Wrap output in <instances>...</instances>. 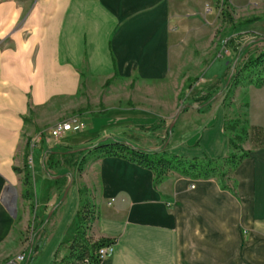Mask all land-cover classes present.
<instances>
[{"label":"crops","instance_id":"crops-1","mask_svg":"<svg viewBox=\"0 0 264 264\" xmlns=\"http://www.w3.org/2000/svg\"><path fill=\"white\" fill-rule=\"evenodd\" d=\"M211 1L0 0V242L12 235L15 215L8 207L15 188L22 190L15 168L22 166L26 137L37 131L32 157L38 173L47 176L42 158L59 145L41 133L74 109L81 78H162L175 37L169 29L172 14L188 15ZM241 29L236 33L256 35L253 28ZM240 96L247 99L248 124L264 127V83L236 87L234 99ZM216 114L193 120L194 127L171 145L169 139L165 150L182 157L226 155L229 134L223 113ZM84 119L91 133L76 141H67V135L61 144L79 146L103 137L94 131L92 118ZM243 148L249 153L231 172L233 191L221 188L217 177L168 172L155 183L149 169L125 158H90L72 179L65 175L71 183L64 197L57 180L42 188L38 200L34 194L38 223L55 209L30 261L2 255L0 264H54L63 257L61 243L74 232L82 188L96 211L90 233L116 239L111 255L99 264H208L207 253L223 262L229 256V264H264V147L246 139Z\"/></svg>","mask_w":264,"mask_h":264},{"label":"rangeland","instance_id":"rangeland-1","mask_svg":"<svg viewBox=\"0 0 264 264\" xmlns=\"http://www.w3.org/2000/svg\"><path fill=\"white\" fill-rule=\"evenodd\" d=\"M221 1L212 0L205 5L202 4L188 15L184 12L172 14L169 29L175 37L172 38L169 50L166 75L162 78L132 76L126 79L113 77L88 80L82 77L74 109L71 112L67 110L60 121L41 133L53 140L52 145L56 143L59 145L55 146V149L46 150L42 160L48 159L49 151L80 148L111 136L129 140L143 148L153 149L154 146H158L155 149L162 146L165 148L169 139L171 145L183 138L185 129L194 127L193 120L209 113H217L216 116L223 113L229 136L234 135L244 122L247 123L246 126L249 125L244 113L247 107L246 97L234 99L235 89L231 91L225 89V80L235 70L232 62L238 51L243 49L237 65L245 62L250 55H258L264 51V40H256L258 36L264 37V0H250L249 3L245 0L241 5H233L232 0H229L226 7ZM222 10H226L232 18V23L222 20ZM238 28H253L256 35L254 37L246 32L237 34ZM248 85L255 86L249 82L242 86ZM87 117L94 120L92 121L94 131L101 132L103 137L93 138L95 140L85 141L79 146L61 144L63 140L61 138L67 135L69 136L67 141H76L91 133L84 126V118ZM72 119H76L81 125L79 131L52 137L50 129L53 126ZM172 122V128L169 129ZM235 123L236 129L232 127ZM36 133L37 131L26 137L22 145L21 168L26 164L31 176L30 189L27 193L30 197L23 196V187L22 190L15 188L16 212L12 235L0 242V256L7 255L8 260L13 262L17 255L21 253L27 255L28 251L23 247L35 244L40 230L55 209L54 207L48 210L45 220L39 224L36 220L34 194L38 200L42 188L49 186L51 180H57L56 183L59 182L61 185V197H64V191L68 189L71 180L69 178L68 181L66 176H56L65 172L75 176L78 172L76 164L84 156L83 154L72 156L70 159L72 165L66 163L61 156L53 157L51 161L55 164L48 168L50 176L40 175L36 159L32 157L34 147L38 143ZM89 159L85 160L83 168ZM5 196L10 198V190L5 191ZM245 235L244 232L239 238L240 244H245ZM12 249H15L14 253L11 252ZM214 257H217V254L207 253L205 260L208 264H229V256L226 257V262L221 258L215 260Z\"/></svg>","mask_w":264,"mask_h":264},{"label":"trees","instance_id":"trees-1","mask_svg":"<svg viewBox=\"0 0 264 264\" xmlns=\"http://www.w3.org/2000/svg\"><path fill=\"white\" fill-rule=\"evenodd\" d=\"M228 1L222 0L221 3L226 7ZM221 14L223 21L232 23V18L226 10H222ZM260 39L264 40V37L258 36L256 38V40ZM242 50L237 52L232 62L233 69H235L234 72L228 75L225 80V89H228V91L242 86L245 82L252 83L255 86H261L264 82V51L258 55H250L245 62L237 65L236 63L240 60ZM236 124L232 126L234 129H236ZM246 124L244 122L234 135L229 136V151L222 157L211 158L205 155L182 157L174 153H168L163 146L159 149H148L137 146L129 140L111 136L104 137L91 145L80 148L66 149L67 147H64L65 151H49L48 159L42 160V168L44 173L50 176L48 168L53 167L55 164L51 161L53 157L61 156L66 163H71L72 165L73 163L70 162L71 157L76 154H83L84 156L76 164V170L80 173L83 169V163L88 158L119 156L149 169L153 173L155 183L160 182L168 172H173L192 179L217 177L221 188L233 191L229 183L230 173L236 169L238 164L249 153L248 150L243 148V142L249 139L254 147H264V127L257 125L246 126ZM15 169L18 173L22 174L23 196L29 198L30 196L27 193L30 189L31 176L27 166L24 164L22 168ZM65 175L71 176L69 173H63L56 177H63ZM72 177L70 178L72 179ZM86 195L87 193L84 188L79 190L80 205L76 215L74 232L69 239L61 243L66 248V254L61 258L56 257L54 264H99L101 260L97 254L98 249L104 245L115 243V238L94 237L90 233V225L95 219L96 211L94 205L90 203ZM37 249V244L29 247L26 261H30Z\"/></svg>","mask_w":264,"mask_h":264},{"label":"built area","instance_id":"built-area-1","mask_svg":"<svg viewBox=\"0 0 264 264\" xmlns=\"http://www.w3.org/2000/svg\"><path fill=\"white\" fill-rule=\"evenodd\" d=\"M81 125L76 119H72L69 121H64L56 124L50 130V134L52 137H59L61 134L65 133H74L80 130ZM193 187V185H191ZM113 251V244H107L100 247L97 251V254L102 261L103 259L109 257ZM26 259V254L21 253L16 256L15 262H22Z\"/></svg>","mask_w":264,"mask_h":264},{"label":"water","instance_id":"water-1","mask_svg":"<svg viewBox=\"0 0 264 264\" xmlns=\"http://www.w3.org/2000/svg\"><path fill=\"white\" fill-rule=\"evenodd\" d=\"M172 125H173V122L169 125V129L172 128ZM67 192V189H65L64 191V194L65 195ZM9 208V211L15 215V212H16V193L14 192L13 195H12V198H11V204H10V207Z\"/></svg>","mask_w":264,"mask_h":264}]
</instances>
